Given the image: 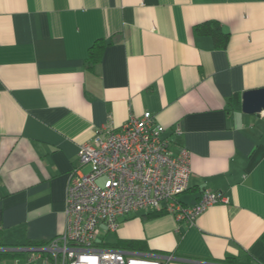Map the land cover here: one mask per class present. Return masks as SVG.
<instances>
[{
	"label": "crops",
	"instance_id": "crops-1",
	"mask_svg": "<svg viewBox=\"0 0 264 264\" xmlns=\"http://www.w3.org/2000/svg\"><path fill=\"white\" fill-rule=\"evenodd\" d=\"M260 87L264 0H0L2 241L62 232L81 143L149 110L173 150L191 151L179 200L204 189L228 200L193 222L137 210L98 242H131L162 264H264V116L242 109Z\"/></svg>",
	"mask_w": 264,
	"mask_h": 264
},
{
	"label": "built area",
	"instance_id": "built-area-1",
	"mask_svg": "<svg viewBox=\"0 0 264 264\" xmlns=\"http://www.w3.org/2000/svg\"><path fill=\"white\" fill-rule=\"evenodd\" d=\"M260 114L264 116V109ZM164 130L149 110L129 115L117 127H97L81 143L69 177L65 228L46 244L20 246L31 255L27 263L15 264H35L39 257L54 264H162L147 249L103 245L97 236L102 226L115 230L122 216L137 210L164 209L178 221L193 222L212 204L228 200L209 189L195 204L179 200L189 185L191 151L183 146L173 150ZM174 132L181 133L179 124Z\"/></svg>",
	"mask_w": 264,
	"mask_h": 264
},
{
	"label": "trees",
	"instance_id": "trees-1",
	"mask_svg": "<svg viewBox=\"0 0 264 264\" xmlns=\"http://www.w3.org/2000/svg\"><path fill=\"white\" fill-rule=\"evenodd\" d=\"M212 32L215 35H218L220 33V31L216 28H213ZM101 41H95L89 48V62H96L100 56V43ZM49 240H41V241H28L26 244H22V245H7L6 243H4L0 237V259L3 258L6 255H10L13 256L15 258H19V257H23L26 255L27 251L24 249L19 248L20 246H35V245H43L46 244ZM112 246H121V247H135L133 246V244H131V242H126L124 244H120V243H116V244H109ZM138 249H143L145 250V247H135ZM229 259V258H228ZM232 262V261H230Z\"/></svg>",
	"mask_w": 264,
	"mask_h": 264
},
{
	"label": "water",
	"instance_id": "water-1",
	"mask_svg": "<svg viewBox=\"0 0 264 264\" xmlns=\"http://www.w3.org/2000/svg\"><path fill=\"white\" fill-rule=\"evenodd\" d=\"M242 109L248 113L262 111L264 109V87L244 91Z\"/></svg>",
	"mask_w": 264,
	"mask_h": 264
},
{
	"label": "rangeland",
	"instance_id": "rangeland-1",
	"mask_svg": "<svg viewBox=\"0 0 264 264\" xmlns=\"http://www.w3.org/2000/svg\"><path fill=\"white\" fill-rule=\"evenodd\" d=\"M103 228H104V226H102V232L104 233L105 231ZM103 233H102V235H103ZM27 256H29V255H27ZM27 258H25V259L27 260ZM15 260H16L15 257L10 256V255H6L0 259V264H15L16 263ZM36 264H54V263L50 260H45V258L42 257V258L38 259Z\"/></svg>",
	"mask_w": 264,
	"mask_h": 264
}]
</instances>
